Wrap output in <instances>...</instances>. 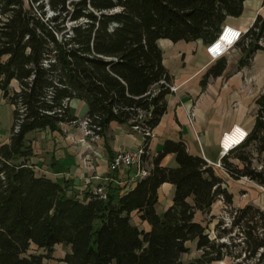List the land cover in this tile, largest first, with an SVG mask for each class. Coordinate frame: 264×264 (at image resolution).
Here are the masks:
<instances>
[{"label":"trees","instance_id":"1","mask_svg":"<svg viewBox=\"0 0 264 264\" xmlns=\"http://www.w3.org/2000/svg\"><path fill=\"white\" fill-rule=\"evenodd\" d=\"M245 2L0 0V95L13 107L9 140L0 145V264H46L57 246L70 249L61 264H264L261 208L232 209L231 224L219 221L213 238L197 220L198 214L211 216L219 200L232 207L234 197L216 168L183 141H166L133 187L114 181L100 186L104 197L39 176L28 138L62 133L63 126L79 122L70 107L79 100L97 135L111 123L133 132L138 127L148 152L152 138L146 133L159 126L173 94L159 41L209 46L228 18L242 16ZM237 46L240 68L264 51V14ZM226 67L227 59H219L203 87ZM14 81L19 89L12 91ZM255 105L253 128L223 156L221 167L232 179H248L264 190V92ZM170 154L174 168L161 164ZM148 160L144 155V167ZM166 183L175 187L173 203L159 214V190ZM133 215L149 230L134 225ZM192 242L200 256L185 262Z\"/></svg>","mask_w":264,"mask_h":264},{"label":"crops","instance_id":"2","mask_svg":"<svg viewBox=\"0 0 264 264\" xmlns=\"http://www.w3.org/2000/svg\"><path fill=\"white\" fill-rule=\"evenodd\" d=\"M262 11V0H246L242 16L228 18L226 26L247 32ZM237 45L221 57L227 59L224 73L220 77L210 78L203 87L205 75L221 58L212 60L207 52L208 46L202 41H159L164 52V65L177 91L168 96V110L153 131L148 148L149 160L145 163L146 170L152 168V159L161 151L166 141H183L191 154L202 156L215 166L223 158L220 149L222 135L234 126L242 127L247 132L253 128L255 121L247 124L246 118L252 112L255 119V102L262 93L250 96L248 91L256 86L257 81L264 85V58L261 71L256 69V61L260 55H264V51L255 55L250 66L240 68L242 51ZM250 102L254 104V112L250 108ZM70 107L80 122L86 118L87 114L83 118L80 116V113L87 110L84 102L73 100ZM113 125L110 124L99 140L88 142L81 141L83 132L79 125H65L62 133H32L28 136L34 149L31 164L39 176L68 182L81 191L86 188L95 191L112 181L120 182L128 188L133 187L139 179L136 169L111 171L109 162L119 151L142 147L144 136L133 132L127 125ZM161 164L169 168L177 166L173 154L167 155ZM217 168L219 170L216 171H221L217 172L218 175L224 181L233 180L222 167ZM174 194L175 187L172 184L162 185L156 207L159 214L172 205ZM143 228L149 230L148 224H143Z\"/></svg>","mask_w":264,"mask_h":264},{"label":"rangeland","instance_id":"3","mask_svg":"<svg viewBox=\"0 0 264 264\" xmlns=\"http://www.w3.org/2000/svg\"><path fill=\"white\" fill-rule=\"evenodd\" d=\"M262 14H264V10L262 11ZM231 55V54H230ZM264 55H260L259 59L256 61V69L261 71V62L263 61ZM19 86L17 82H13L11 84V90H18ZM264 92V85L261 84V82H256V86H252V89L248 91V94L252 96L254 95H260ZM250 108L254 112V104L253 102H250ZM88 110H84L83 113H80V116L83 118L87 114ZM255 119L253 118L252 112L249 113V115L246 118V123H253ZM13 123V107L8 103L6 99L0 95V145L2 143L8 142L9 136H10V129ZM113 126H117L116 123H113ZM256 166H259V164L256 162ZM216 170H219L216 166H214ZM221 172V171H217ZM227 181V182H226ZM225 181V187H227L228 191L233 194L234 200L232 207H226L223 200H219L216 202L212 209L211 216L205 217L201 214H198L197 220L202 222L205 226L208 227V233L213 238L215 236V226L219 221L224 222L226 225L229 226L232 221V209L237 210L239 208L245 207L247 205H255L262 210H264V190L257 184L249 181L248 179H242V180H231L227 179ZM162 211V210H160ZM162 213V212H161ZM214 216L215 219L211 222H208V220H211V217ZM213 219V218H212ZM132 222L134 225H138L140 228H143V224L139 221L138 217L136 215H133ZM144 229V228H143ZM196 243L192 242L189 244L191 251L189 254H186L182 257L183 261L189 262L197 257L200 256V253L196 249ZM69 248L64 246H57L55 248V252L53 255L54 259L46 260V264H61L59 260L65 257V255L69 252ZM237 251H239L237 249ZM245 258L243 255L242 258L238 261H242ZM252 262H244L243 264H251ZM215 264H237V261L232 262L230 259H227L224 262H218Z\"/></svg>","mask_w":264,"mask_h":264},{"label":"built area","instance_id":"4","mask_svg":"<svg viewBox=\"0 0 264 264\" xmlns=\"http://www.w3.org/2000/svg\"><path fill=\"white\" fill-rule=\"evenodd\" d=\"M52 15H53V13L51 11H49V16H52ZM245 33L246 32H243V31L238 30L236 28H233L230 26H224L222 28L221 34H220L219 38L217 39V41L215 43L209 45L207 48V52L210 55V57L212 58V60H216V59H219V58L225 56L232 48H234L241 41V39L243 38ZM226 37L229 38L228 43H226L227 42V40H225ZM221 41L226 43V48L222 51L218 50L219 48H217ZM170 88H171V91L173 93H176L177 88L175 86L172 85ZM90 123H91L90 120L88 118H85L81 122L79 121V122H75L73 124L75 126L79 125L81 127V130L83 132V138L81 139L82 142H88V140L97 141L101 137V136L97 135L90 128ZM236 128H237V126H234L231 130H229L228 132H225L222 135V138L220 140V149H221V154L223 156L229 152V150H227V148L224 145L225 140L227 139L228 136L232 135V133L234 132V130ZM134 131L137 133L143 134L141 131H139L138 127H134ZM146 135L153 138V133L147 132ZM247 136H248V132L246 131V133L243 136L242 141H245ZM233 148L234 147H232L231 149H233ZM147 154H148V152L146 151L144 146H142L136 150L130 149V150L119 151L110 160L109 169L111 171H120V170H124V169H134L135 168L137 171L136 172L137 177L143 178V177L147 176V174H148V171L145 169L144 163H143V156L147 155ZM215 166L221 168V163L215 164ZM95 191L99 194H102L105 197V191L102 187L97 188Z\"/></svg>","mask_w":264,"mask_h":264},{"label":"bare ground","instance_id":"5","mask_svg":"<svg viewBox=\"0 0 264 264\" xmlns=\"http://www.w3.org/2000/svg\"><path fill=\"white\" fill-rule=\"evenodd\" d=\"M227 38V39H226ZM225 40H227L226 43L229 42V38L226 37ZM226 43H224L223 41H221L219 43V46L217 48H219L218 50L222 51L226 48ZM246 133V130H244L242 127L237 126V128L234 130V132L232 133V135L228 136L227 139L225 140V147L227 148V150H231L232 147H236L242 144V139L244 134Z\"/></svg>","mask_w":264,"mask_h":264},{"label":"water","instance_id":"6","mask_svg":"<svg viewBox=\"0 0 264 264\" xmlns=\"http://www.w3.org/2000/svg\"><path fill=\"white\" fill-rule=\"evenodd\" d=\"M69 189H71V188H69Z\"/></svg>","mask_w":264,"mask_h":264}]
</instances>
